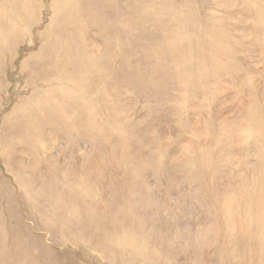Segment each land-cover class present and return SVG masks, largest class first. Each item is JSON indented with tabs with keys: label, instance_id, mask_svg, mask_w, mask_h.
<instances>
[{
	"label": "rangeland",
	"instance_id": "1",
	"mask_svg": "<svg viewBox=\"0 0 264 264\" xmlns=\"http://www.w3.org/2000/svg\"><path fill=\"white\" fill-rule=\"evenodd\" d=\"M18 1L0 264H264V0Z\"/></svg>",
	"mask_w": 264,
	"mask_h": 264
},
{
	"label": "bare ground",
	"instance_id": "2",
	"mask_svg": "<svg viewBox=\"0 0 264 264\" xmlns=\"http://www.w3.org/2000/svg\"><path fill=\"white\" fill-rule=\"evenodd\" d=\"M13 1H14V0H13ZM17 1H18V0H17ZM2 2H3V0H2ZM2 2H0V4H2ZM8 2H9V1H8ZM11 2H12V1H11ZM18 2H19V1H18ZM4 3H6V0H5ZM9 3H10V2H9ZM9 3H8V4H9ZM14 3L17 4V2H14ZM20 3H22V2H20ZM12 4H13V2H12ZM15 4H13V5L15 6ZM98 4H99V3H98ZM262 4H263V3H262ZM5 5H6V4H5ZM26 5H27V4H26ZM26 5H25V6H26ZM28 5H29V7H30V3H29ZM19 6H20V4H19ZM19 6H16V8L19 7ZM22 6H23V5H22ZM22 6H21V7H22ZM25 6H24V7H25ZM263 6H264V4H263ZM11 7H12V6H11ZM26 7H27V6H26ZM103 7H104V6H103ZM30 8H31V7H30ZM2 9H3V7L1 8V10H2ZM4 9H5V7H4ZM6 9H7V8H6ZM21 9H22V8H21ZM24 9H25V8H24ZM12 10H13V9H12ZM12 10H11V15H12V12H13ZM14 10H17V14L19 13L18 11H20V10H18V8H17V9H14ZM28 10H30V9L28 8ZM24 11H25V10H24ZM2 12H6V10H5V11L3 10ZM22 12H23V9H22ZM9 13H10V12H9ZM1 14H3V13H1ZM5 14H6V13H5ZM5 14H4V15H5ZM20 14H21V13H20ZM22 14H23V13H22ZM22 14H21V15H22ZM102 14H103V13H102ZM6 15H7V14H6ZM9 16H10V15H8V17H9ZM16 16H17V15H16ZM0 17H1V16H0ZM5 17H6V16H5ZM5 17H3V18H5ZM8 17H7V18H8ZM22 17H23V16H22ZM22 17H20V18H22ZM1 18H2V17H1ZM15 18H16V17H15ZM15 18H12V17H11V19H15ZM23 19H24V18H23ZM8 20H10V18H8L7 21H8ZM16 21H18V20H16ZM3 22L5 23V21H3ZM8 22H9V23H8ZM8 22H6V23L10 24V21H8ZM12 22H13V20H12ZM14 22H15V21H14ZM19 24H20V23H19ZM22 24H24V22H23ZM6 25H7V24H6ZM16 25H17V24H16ZM16 25H15V27H16ZM17 26H18V25H17ZM8 27H9V25H8ZM11 27H12V25H11ZM18 27H19V26H18ZM24 27H27V25H24ZM18 29H19V28H18ZM18 32H19V31H18ZM18 35H20V34H16V36L13 34V36H14L15 38H17ZM14 37H13V38H14ZM9 38H11V37H9ZM13 38H11V39H13ZM17 40H18V38H17ZM7 41H9V40H7ZM10 41H11V40H10ZM13 41H14V40H13ZM15 42H16V41H15ZM16 43H17V42H16ZM7 44H9V42H8ZM7 44H6V45H7ZM11 44H12V42H11ZM12 45H14V44H12ZM3 46H4V45H3ZM8 46H9V45H8ZM13 47H14V46H13ZM13 47H12V48H13ZM9 48H10V46H9ZM42 49H43V48H42ZM3 51H4V50H3ZM41 52H42V50H41ZM37 53H38V52H37ZM2 55H3V54H2ZM40 55H41V54H40ZM47 56H48V55H47ZM2 57H3V56H2ZM39 57H40V56H39ZM90 57H91V56H89V58H90ZM92 59H93V57H92ZM42 60H43V59H42ZM92 61H93V60H92ZM43 62H44V61H43ZM24 106H25V105H24ZM27 106H28V105H27ZM34 106H35V105H32L33 108H34ZM35 107H36V106H35ZM38 107H39V106H38ZM36 108H37V107H36ZM26 109H27V108H26ZM30 109H31V108H28V110H30ZM37 109H38V108H37ZM39 109H40V108H39ZM39 109H38V110H39ZM44 109H46V108H44ZM47 109H48V106H47ZM50 109H51V108H50ZM50 109H48V111H49ZM28 110L26 111L27 114L29 113ZM38 110H37V111H38ZM52 110H53V109H52ZM44 111H45V110H44ZM44 111H43V112H44ZM57 111H58V110H57ZM38 112H39V111H38ZM58 112H59V111H58ZM41 113H42V112H41ZM46 113H47V112H46ZM38 114H39V113H38ZM38 114H37V116H38ZM42 114H43V113H42ZM52 114H53V113H52ZM31 115H32V114H31ZM27 116H28V115H27ZM27 116H26V117H27ZM43 116H44V115H43ZM18 117H19V115H18ZM16 118H17V116H16ZM16 118H15V119H16ZM19 118H20V117H19ZM21 118H22V117H21ZM27 118H28V117H27ZM29 118H30V117H29ZM42 118H43V117H42ZM17 119H18V118H17ZM17 119H16V120H17ZM23 119H24V118H23ZM23 119H22V120H23ZM33 119H34V118H33ZM31 120H32V119H31ZM37 120H38V119H37ZM44 120H45V119H44ZM17 121H18V120H17ZM17 123H18V122H17ZM19 123H20V122H19ZM29 123H30V122H29ZM14 124H15V122L13 123L12 126H14ZM28 127H29V126H28ZM13 128H14V130H15V127H13ZM18 128H19V125H18ZM22 128H23V127H22ZM36 128H37V126H36ZM11 129H12V128H11ZM14 130H13V131H14ZM21 130H22V129H21ZM15 131H16V130H15ZM21 132H22V131H21ZM21 132H20V133H21ZM33 132H34V131H33ZM18 134H19V132H18ZM23 134H25V133H23ZM26 137H27V136H26ZM28 137H29V136H28ZM30 137H32V135H31ZM30 137H29V138H30ZM18 138H19V137H18ZM21 139H22V138H21ZM24 140H25V139H24ZM30 140H31V139H30ZM22 141H23V140H22ZM28 141H29V140H28Z\"/></svg>",
	"mask_w": 264,
	"mask_h": 264
}]
</instances>
